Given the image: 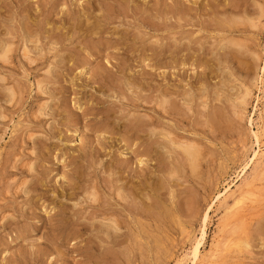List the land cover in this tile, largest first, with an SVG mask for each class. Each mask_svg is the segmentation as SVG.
Segmentation results:
<instances>
[{"label":"rangeland","instance_id":"1","mask_svg":"<svg viewBox=\"0 0 264 264\" xmlns=\"http://www.w3.org/2000/svg\"><path fill=\"white\" fill-rule=\"evenodd\" d=\"M175 1L0 0V26H2L0 27V38L8 36V32L11 30V34L16 36V39H13L14 44L17 45L9 61L7 63L0 62L2 65L0 66V77L3 78H0V264H189L190 252L199 238L204 224L206 234L202 243L204 248L200 247L203 252L200 251L201 256L208 258L213 256L214 264H264V69H262L264 63V0H219L218 10L215 11L218 16L216 20L220 19L222 22L233 20L239 27L238 32L234 31L231 34L227 29L215 27L216 24L214 25L213 20L211 22L213 10L209 4H206L207 0H193L195 2L183 0L187 1V3L184 2L185 5H192H189L191 8L188 9L189 11L187 10V14L189 13L191 17L187 14L179 16L177 13H173L174 16H172L171 11L167 13L164 3L172 4ZM87 2L90 5V11L92 10L89 20L96 16L105 20L101 21L102 24L104 23L105 29L101 30L100 34L89 36L88 33L82 32V29L77 32L76 28L75 32L70 23L77 14V9H82L83 3ZM120 5L124 7L121 6L122 8L119 9ZM108 7L110 16L105 12ZM60 9L71 14L70 20H61L65 19L67 15H64ZM122 9L123 11H120ZM148 12H151V15ZM141 16L158 23L160 31L149 29L148 24L142 23ZM158 16L160 17L158 18ZM245 17L254 20L256 26H252L248 20L239 22ZM43 18L44 20H42ZM107 19L109 20L107 21ZM201 20H205V24L201 25ZM160 21L163 22V25ZM198 21L200 23H196ZM25 23H30L31 28L37 26L33 28L34 36L36 34L38 37L36 43L29 42L24 36L25 31L20 29ZM96 30L100 29L95 28L94 31ZM51 33L54 36L47 37ZM124 33L125 35L128 33L129 39L134 35L141 36L143 34L145 37L149 35L152 39L149 38L148 41L155 39L156 36V38L164 40L160 41L163 45L161 48L164 49L158 48L154 57L151 56L150 50L143 52L140 41L137 40L136 46L133 47L134 49L132 48L133 51L129 49L127 53L122 45L116 43L117 37ZM188 33L192 37L199 38L197 43L190 45L189 52L185 48L179 52L172 51L174 46H168L166 40L174 39L175 36V39L179 41L183 39L182 42H187ZM43 34L44 36H42ZM57 34L61 41L58 39V44L55 45ZM64 37L67 40L64 41ZM231 38L248 45L242 50L236 45L227 44V40ZM201 41L204 42L203 46L206 49L199 46ZM182 42L181 46H183ZM89 43L96 50H92ZM35 44L39 47V51L33 50ZM24 48L27 49L25 54ZM55 49H59L57 51L59 53L55 52ZM48 51L50 52L48 53ZM42 52L45 54L43 58L41 57ZM117 53L119 56L116 55ZM26 54H30L29 56L34 61L30 62L25 56ZM39 54L41 55L39 56ZM59 54L62 56L60 57ZM177 54L180 55L177 56ZM59 57L61 63L58 62L60 61ZM54 58L57 59V63ZM192 58L193 60H191ZM129 63L130 66H127ZM102 64L107 68H103ZM120 64L126 74L119 72ZM50 68L53 73H47ZM141 70L148 71L150 76L141 78L142 75L137 73ZM203 72H206L205 78ZM109 76L111 77L108 78ZM129 86L130 88H128ZM245 86L251 88V93L248 95L249 99L247 97L241 106L238 103H240V95L244 92ZM11 88L15 90L13 98L9 93ZM240 92L241 94H239ZM166 95L174 96L172 98L175 99L176 110H180L178 113L166 111L167 105L162 104V98ZM206 102L207 104H205ZM233 106H238L236 107L239 108L238 111ZM171 113L172 115H169ZM210 114L218 116L214 121L216 123L209 120ZM145 124L151 126L147 127L148 130L151 128V135L150 131L147 132ZM126 131H129V134ZM162 131L163 134L160 133ZM172 131L177 134H172ZM178 134L179 137L176 136ZM255 134L258 136V142ZM149 135L150 137L156 135V138L149 140ZM172 135H174L173 138L170 137ZM121 136L123 139H120ZM261 136L263 137L261 138ZM129 137L131 138L129 139ZM134 139L137 142L140 140L141 143L143 141V143L137 144L133 141ZM174 139L186 143L194 142L199 147L200 154L195 170H189L191 168L182 155L177 157L182 152L177 147V142H172ZM158 140H161L162 143L157 144ZM149 142L154 143L155 146ZM258 143L259 151L262 153L256 160L251 161L249 158L253 156L256 147L258 149ZM141 148L145 150L142 151ZM140 150L145 153V156L144 153H140ZM175 150L179 152L177 153ZM150 152L151 154H149ZM262 156L263 158H261ZM142 158L143 160H141ZM247 162L249 163L246 164ZM174 168L181 171L177 170L178 175L176 173L175 176L174 173L171 176L170 172ZM72 173H75L77 178ZM70 177L72 178L70 179ZM119 177L121 178L119 179ZM68 178L71 182L68 181ZM72 179L76 183H73L75 181ZM89 181L90 185H88ZM129 182L131 183L128 184ZM66 183L70 185L66 186ZM159 183L161 186L163 185L160 186V191ZM244 183L247 184L244 185ZM86 185L89 186V189ZM93 186L94 190H97V198L99 197L95 201L91 199L90 195ZM133 186L141 191V197L143 194L145 195L143 197L145 202L148 201V198L153 201V203L150 200L147 202L152 207L146 216L138 213L133 206H129V208L132 207L135 210L131 208L132 210L129 211L128 206H124V208L120 201H116V187L117 189H123V187L131 189ZM228 186L231 189L226 193L228 194L226 198L218 197L217 194H220ZM106 192L107 194H105ZM136 192L138 193L137 190ZM149 192L156 193L157 197L151 193L153 197L151 198ZM242 192L246 194L245 202L231 215L227 214L226 206L231 205L230 201H233L236 194ZM84 193L88 198L84 196ZM102 194L105 195H103L104 198H102ZM108 197L114 200L111 201V198ZM59 203L60 206H63L62 208ZM92 203L95 204V207ZM87 204L88 206H86ZM96 206L100 209H97ZM110 208L112 211H108ZM90 210L93 211L91 214ZM101 210L107 211L104 213ZM133 211L137 212V215L135 213L133 215ZM206 212L207 217L203 221ZM111 213L113 214L111 215ZM114 214H117L118 217H115ZM104 216L110 217L109 221L103 218ZM122 216L126 217L125 222H122L124 220L121 219ZM101 219L103 220L101 221ZM112 219L117 220V224H120H115V220ZM105 226H108L107 230L110 229L109 233ZM102 228H105V231ZM95 231L99 232L100 236ZM227 233L231 234L230 237ZM129 245H132V248ZM111 251L112 253L115 251V254L118 253L113 256ZM213 258L211 257V259Z\"/></svg>","mask_w":264,"mask_h":264},{"label":"bare ground","instance_id":"2","mask_svg":"<svg viewBox=\"0 0 264 264\" xmlns=\"http://www.w3.org/2000/svg\"><path fill=\"white\" fill-rule=\"evenodd\" d=\"M43 1V0H42ZM47 1V0H46ZM88 1V0H87ZM175 1V0H174ZM193 1V0H192ZM191 1V2H192ZM45 2V1H44ZM43 2V3H44ZM156 2H158V0H156ZM185 1H183V0H176L175 2H173L172 4H169V3H164V8H165V11L168 13V11H171L172 12V14L173 13H177L179 16H184L185 14H187V10L188 9H190L191 7H189V5L190 4H188V5H185V3H187V1L184 3ZM193 2H195V1H193ZM40 3V2H39ZM111 3V2H110ZM109 3V4H110ZM154 3V2H153ZM47 4V3H46ZM108 4V5H109ZM112 4V3H111ZM206 4H209L210 5V8H212V10H213V15H212V17H211V22H212V20H213V23H214V25H215V27H221L222 29H227V31L228 32H230V34L231 33H233L234 31H237V29L239 28L238 26H237V24H236V22L235 21H233V20H231V21H225V22H222L220 19L219 20H216L217 18L216 17H218V16H216V13H215V11H216V9L218 10V4H219V0H207V3ZM237 4V3H236ZM44 6V5H43ZM61 6H63L62 4H61ZM80 6V5H79ZM83 8L82 9H80V10H78L77 9V14L76 13H74V14H76L74 17H73V20H72V22H70L71 24H72V26L74 27V31H75V28L77 29V32L78 31H80L81 29H82V32H85V33H88V35L90 36V35H93V34H100V32H102L101 30H103V29H105L104 28V23L102 24L101 23V21H105V20H103V18L101 19L100 18V16H96V17H94V18H91V19H94V20H89V18H90V16H89V14L90 13H92L91 11H90V9H89V7H90V5H89V3L87 2V3H83ZM111 6V5H110ZM122 5H120V7H119V9L120 8H122V7H124V6H122ZM190 6H192V5H190ZM206 6V5H205ZM208 6V5H207ZM45 7V6H44ZM104 7V6H103ZM103 7H102V9H103ZM107 7V6H106ZM117 7V6H116ZM157 7V6H156ZM225 7V6H224ZM81 8V7H80ZM111 8V7H110ZM153 8V7H152ZM164 8H163V10H164ZM112 9V8H111ZM225 9V8H224ZM246 9V8H245ZM61 10V12L65 15H67L66 17H65V19L64 18H62L61 20H63V21H68V20H70V15H69V12H67V13H65V11L63 10V9H60ZM104 10H105V8H104ZM104 10H103V12H104ZM118 10V9H117ZM126 10V9H125ZM124 10V11H125ZM149 10V9H148ZM157 10V9H156ZM155 10V11H156ZM158 10H159V8H158ZM262 10V9H261ZM120 11H123V9L122 10H120ZM147 11V10H146ZM189 11V10H188ZM260 11V10H259ZM48 12V11H47ZM105 12H107L108 14L107 15H109L110 16V14H109V12H110V9H109V7L108 8H106V10H105ZM114 12V11H113ZM117 12V11H116ZM170 12V13H171ZM101 13V12H100ZM112 13V12H111ZM119 13V12H118ZM144 13V12H143ZM149 13V12H148ZM163 13V12H162ZM169 13V14H170ZM190 13H191V11H190ZM219 13V12H218ZM221 13V12H220ZM49 15H50V13H48ZM53 14V13H52ZM62 14V15H63ZM102 14V13H101ZM117 14V13H116ZM150 15H151V12L149 13ZM46 15V14H45ZM95 15V14H94ZM120 15H121V13H120ZM153 15H154V13H153ZM187 15H189L190 16V14L188 13ZM192 15V14H191ZM261 15V14H260ZM117 16V15H116ZM115 16V17H116ZM122 16V15H121ZM144 16V15H143ZM172 16H174V14L172 15ZM196 16H197V14H196ZM26 17H27V15H26ZM46 17V16H45ZM47 17H52V16H47ZM64 17V16H63ZM92 17V16H91ZM153 17V16H152ZM156 17V16H155ZM160 16H158V18H159ZM186 17H188V16H186ZM191 17V16H190ZM29 18V17H28ZM36 18V17H35ZM111 18H113V17H111ZM185 18V17H184ZM189 18V17H188ZM209 18V17H208ZM15 19V18H14ZM27 18H25V20H26ZM50 19H52V18H50ZM116 19V18H115ZM153 19H155V18H153ZM190 19V18H189ZM229 19V18H228ZM29 20H31V19H29ZM42 20H44V18L42 19ZM49 20V19H48ZM47 20V21H48ZM109 19H107V21H108ZM141 20H142V23L143 24H148L149 26H150V28L149 29H154V31L156 30V32L159 30L160 31V26L158 25V23H155V22H153V21H151V20H149V18H145V17H142L141 16ZM157 20V19H156ZM191 20V19H190ZM193 20V19H192ZM244 20H248L250 23H251V25L252 26H256V23H255V21L253 20H250V18H247V17H245L244 19H241L239 22H242V21H244ZM14 21V20H13ZM27 21H28V19H27ZM163 21V20H162ZM162 21H160V22H162ZM186 21V20H185ZM0 22H1V20H0ZM3 22V21H2ZM21 22V21H20ZM46 22V21H45ZM164 22H165V20H164ZM189 22V21H188ZM188 22H185V23H188ZM195 22V21H194ZM194 22H191V23H194ZM12 23V22H11ZM24 23V22H23ZM32 23V22H31ZM67 23V22H66ZM107 23V22H106ZM110 23V22H109ZM108 23V24H109ZM142 23H141V25H142ZM178 23V22H177ZM196 23H200L199 21L198 22H196ZM208 23H210V22H208ZM68 24V23H67ZM145 24V25H146ZM166 24V23H165ZM203 24H205V20H201V25H203ZM212 24V23H211ZM260 24V23H259ZM4 25H5V22H4ZM3 25V26H4ZM44 25H45V23H44ZM50 25V24H49ZM61 25H63V24H61ZM140 25V26H141ZM148 25H147V27H148ZM162 25H163V22H162ZM20 26H22V25H20ZM66 26V25H65ZM200 26V25H199ZM207 26V25H206ZM0 27H2V26H0ZM34 27H37V26H34ZM33 27V28H34ZM45 27V26H44ZM52 27V26H51ZM54 27V26H53ZM63 27V26H62ZM67 27V26H66ZM33 28H31V25H30V23L29 24H27V23H25V24H23V26H22V28H20V29H23L24 31H25V37L27 38V40H29V42L31 41V43L32 42H35L36 43V41H38V37L36 36V34H35V36H34V31H33ZM47 28H49V27H47ZM59 28V27H58ZM61 28V27H60ZM71 28V27H70ZM97 29V28H99L100 30L98 31V30H96V31H94V29ZM143 28H144V26H143ZM142 28V29H143ZM204 28V27H203ZM202 28V29H203ZM208 28V27H207ZM36 29V28H35ZM52 29H54V28H52ZM62 29V28H61ZM60 29V30H61ZM148 29V28H147ZM151 29V30H152ZM0 30H1V28H0ZM65 30H66V28H65ZM107 30V29H106ZM196 30V29H195ZM201 30V29H200ZM211 30V29H210ZM11 31V30H10ZM8 32L9 33V35L8 36H4V37H1L0 39V62L2 63V62H4V63H7L8 61H9V59L13 56L12 55V52L14 51V49H16L15 48V46H17V45H15L14 44V39L13 38H15L16 36H14V35H12L11 33L12 32ZM38 31V30H37ZM42 31H43V29H42ZM48 31V30H47ZM108 31V30H107ZM117 31H118V29H117ZM121 31V30H120ZM187 31V30H186ZM190 31V30H189ZM225 31V30H224ZM224 31H222V33L224 32ZM240 31V30H239ZM3 32V31H2ZM5 32H7V31H5ZM4 32V33H5ZM44 32H46L45 30H44ZM76 32V31H75ZM122 32V31H121ZM130 32V31H129ZM151 32V31H150ZM155 32V33H156ZM184 32V31H183ZM188 32V31H187ZM186 32V33H187ZM192 32V31H191ZM200 32V31H199ZM198 32V33H199ZM221 32V31H220ZM238 32V31H237ZM14 33H16V32H14ZM13 33V34H14ZM18 33V32H17ZM40 33V32H39ZM42 33V32H41ZM54 34H55V32H53ZM53 33H51V34H49V35H47V37L49 36H54L53 35ZM57 33V32H56ZM62 33V32H61ZM64 33V32H63ZM73 33V32H72ZM114 33V32H113ZM158 33H160V32H158ZM190 33V32H189ZM187 34L188 35V41L187 42H182L183 41V39H182V41H179V40H177V39H175L176 37L174 36V39L172 38L171 40H173V41H171V40H169V39H165L166 40V42L168 43V46H170V45H173L174 46V48L173 47H171V48H173L172 49V51H180L181 49H183V48H185L187 51L190 49V45L192 44V43H197V41L199 40V38H195V37H192V36H190V34ZM196 33V32H195ZM225 33V32H224ZM20 34V33H19ZM102 34V33H101ZM119 34V33H118ZM128 33H126V35H125V33L124 34H122V35H120V36H118L117 37V40H116V43H119L120 45H122L123 46V48H124V50L127 52L129 49H132L133 47H135L136 46V42H137V40H139L140 41V46H141V50L144 52V51H146V50H150L151 51V56L153 55L154 56V54L156 55V51H157V49L158 48H160V49H164V48H161V47H163V45H162V43L161 42H163L162 40H161V38H156V36H155V39L153 38V40H151V41H148V40H150V39H152V37L150 38V36L148 35V37H145V36H143V34H141V36H137V35H134L131 39H129V37H128V35H127ZM135 34H137V33H135ZM152 34V33H151ZM157 34V33H156ZM163 34V33H162ZM167 34V33H166ZM226 34V33H225ZM16 35V34H15ZM45 35V36H46ZM56 35V34H55ZM65 35V34H64ZM63 35V36H64ZM80 35V34H79ZM111 35V34H110ZM173 35H176V34H173ZM178 35V34H177ZM212 35H214V34H212ZM223 35V34H222ZM229 35V34H228ZM2 36V35H1ZM42 36H44V34L42 35ZM101 36V35H100ZM178 36H180V35H178ZM219 36H221V35H219ZM224 36V35H223ZM33 37H35V38H33ZM41 37V36H40ZM46 37V38H47ZM67 37V36H66ZM71 37H72V35H71ZM116 37V36H115ZM225 37V36H224ZM56 38V40H55V45L56 44H58V39H59V41H61L60 39V36L57 34V36L55 37ZM65 38V37H64ZM63 38V39H64ZM150 38V39H149ZM168 38H170L169 36H168ZM16 39V38H15ZM52 39V38H51ZM70 39V38H69ZM187 39V38H186ZM23 40V39H22ZM27 40H25V41H27ZM65 40H67L66 38L64 39V41ZM72 40V39H71ZM76 40V39H75ZM103 40V39H102ZM115 40V39H114ZM220 40V39H219ZM49 41H50V39H49ZM63 41V40H62ZM161 41V42H160ZM28 42V41H27ZM46 42V41H45ZM78 42V41H77ZM92 42V41H91ZM104 42H105V40H104ZM181 42L183 43V46H181L182 44H181ZM224 42V41H223ZM227 44H232V45H236L237 47H239V48H244L245 49V47L248 45H245L242 41H240V40H234L233 38H231V39H228L227 40ZM16 43V42H15ZM41 43V42H40ZM52 43V42H51ZM54 43L52 44V47H53V45H54ZM60 43V42H59ZM203 43L204 42H200V47L201 48H205L206 49V47L205 46H203ZM111 44H112V42H111ZM166 44V43H165ZM227 44H225V45H227ZM89 45H90V43H89ZM101 45V44H100ZM99 45V46H100ZM112 45H114V44H112ZM139 45V44H138ZM65 46V45H64ZM91 47L93 46V45H90ZM89 46V47H90ZM106 46V45H105ZM217 46V45H216ZM228 46V45H227ZM25 47V46H24ZM52 47H49V49L51 48L52 49ZM56 47V46H55ZM103 47V46H102ZM109 47V46H108ZM26 48V47H25ZM23 49L24 50V54L27 52V49ZM48 48V47H47ZM95 48V47H94ZM93 47H92V50H96V48L94 49ZM104 48H106V47H104ZM104 48H103V50H104ZM138 48V47H137ZM169 48V47H168ZM168 48H166V49H168ZM211 48V47H210ZM229 48V47H228ZM32 49V48H31ZM59 49H61L60 47H59ZM58 49V50H59ZM100 49H102V48H100ZM108 49V48H107ZM119 49V48H118ZM121 49H122V47H121ZM134 49V48H133ZM133 49H132V51H133ZM136 49V48H135ZM159 49V50H160ZM184 49V50H185ZM219 49V48H218ZM240 49V50H241ZM33 50H38L39 51V47L35 44V45H33ZM56 50V49H55ZM58 50H56L55 52H57ZM86 50V49H85ZM106 50V49H105ZM124 50H122V51H124ZM161 50V51H162ZM169 50V49H168ZM243 50V49H242ZM247 50V49H246ZM60 51H62V50H60ZM106 51H108V50H106ZM117 51V50H116ZM115 51V52H116ZM119 51V50H118ZM117 51V52H118ZM147 51V52H148ZM183 51V50H182ZM33 52V51H32ZM50 51H48V53H49ZM53 52V51H52ZM87 52V51H86ZM112 52V51H111ZM131 52V51H130ZM189 52V51H188ZM198 52V51H197ZM237 52V51H236ZM35 53V52H34ZM38 53V52H37ZM57 53H59V52H57ZM71 53V52H70ZM108 53V52H107ZM124 53V52H123ZM128 53V52H127ZM150 53V52H149ZM238 53H240L239 52V50H238ZM23 54V53H22ZM62 55H63V53H61ZM119 54H120V52H119ZM131 54V53H130ZM134 54H136V53H134ZM164 54V53H163ZM171 54H172V52H171ZM183 54V53H182ZM187 54V53H186ZM199 54H200V52H199ZM202 54H203V52H202ZM233 54H235V53H233ZM30 55V54H29ZM29 55H25L26 57H27V59H29L30 60V62H32V61H34V59L33 58H31ZM41 54H39V56H40ZM48 55H50V54H48ZM56 55V54H55ZM60 55V54H59ZM62 55H60V57L62 56ZM117 56H119L118 55V53L116 54ZM125 55V54H124ZM127 55V54H126ZM144 55V54H143ZM158 55V54H157ZM178 55H180V54H177V56ZM185 55V54H184ZM184 55H182V56H184ZM190 55H191V53H190ZM197 55V54H196ZM201 55V54H200ZM199 55V56H200ZM204 55V54H203ZM238 55V54H237ZM237 55H235V56H237ZM45 56V54L42 52V55H41V57L43 58ZM66 56H68V55H66ZM72 56V55H71ZM112 56V55H111ZM128 56V55H127ZM142 56V55H141ZM145 56V55H144ZM164 56H165V54H164ZM242 56V55H241ZM25 57V58H26ZM40 57V58H41ZM49 57V56H48ZM58 57V56H57ZM59 57V58H60ZM64 58H65V56H63ZM121 57V56H120ZM130 57V56H129ZM155 57V56H154ZM190 57V56H189ZM240 57V56H239ZM69 58V57H68ZM111 58H113V57H111ZM144 58H146V57H144ZM208 58V57H207ZM66 59V58H65ZM65 59H63V60H65ZM122 59V58H121ZM124 59H126V58H124ZM123 59V61H125ZM132 59H133V55H132ZM157 59V58H156ZM156 59H154V60H156ZM172 59V58H171ZM179 59V58H178ZM181 59V58H180ZM183 59H184V57H183ZM188 59V58H187ZM197 59H200V58H197ZM54 60H55V58H54ZM53 60V61H54ZM107 60H109V59H107ZM115 60H116V58H115ZM140 60V59H139ZM149 60V59H148ZM151 60V59H150ZM167 60V59H166ZM177 60V59H176ZM182 60V59H181ZM186 60V59H185ZM189 60V59H188ZM191 60H193V58L191 59ZM201 60V59H200ZM203 60H205V59H203ZM242 60V59H241ZM48 61V60H47ZM56 62L55 63H57V59L55 60ZM129 61V60H128ZM145 61V60H144ZM152 62H153V60H151ZM150 61V62H151ZM169 61V60H168ZM171 61V60H170ZM195 61V60H194ZM207 61V60H206ZM10 62H12V61H10ZM59 63H61L62 61H61V58H60V61H58ZM64 62V61H63ZM115 62V61H114ZM118 62H120V61H118ZM127 62V61H126ZM130 62V61H129ZM143 62V61H142ZM182 62V61H181ZM188 62V61H187ZM39 63V62H38ZM116 63V62H115ZM122 63V62H121ZM141 63V62H140ZM166 63V62H165ZM169 63H171V62H169ZM206 63V62H205ZM243 63V62H242ZM245 63H247V62H245ZM50 64H51V62H50ZM100 64V63H99ZM108 64H110V63H108ZM127 64V63H126ZM150 64V63H149ZM153 64V63H152ZM183 64V63H182ZM118 65H119V63H118ZM118 65H116V66H118ZM124 65V64H123ZM162 65V64H161ZM190 65H191V63H190ZM195 65H196V63H195ZM207 65V64H206ZM243 65V64H242ZM244 65H246L247 66V64H244ZM249 65H250V63H249ZM0 66H2L1 64H0ZM54 66V65H53ZM52 66V67H53ZM58 66V65H57ZM60 66V65H59ZM58 66V67H59ZM101 66V65H100ZM108 66V65H107ZM120 70H119V72H121V73H125L124 72V70H123V67H122V65L120 64ZM126 66V65H125ZM127 66H130V63H129V65H127ZM201 66V65H200ZM102 67L103 68H107L106 67V65H104V64H102ZM110 67V66H109ZM112 67H113V65H112ZM207 67V66H206ZM210 67V66H209ZM55 68H57V67H55ZM101 68V67H100ZM116 68H118V67H116ZM131 68H133V67H131ZM208 68V67H207ZM207 68H205V69H207ZM54 69V68H53ZM52 69V70H53ZM110 69V68H109ZM112 69V68H111ZM154 69V68H153ZM205 69H204V71H205ZM209 69H212V68H209ZM262 69H264V63H263V68ZM100 70H102V69H100ZM105 70V69H104ZM103 70V71H104ZM138 70V69H137ZM213 70V69H212ZM56 71H57V69H56ZM102 71V72H103ZM110 71H112V70H110ZM130 71V70H129ZM98 72V71H97ZM107 72V71H106ZM105 72V73H106ZM109 72V71H108ZM115 72H117V71H115ZM119 72H118V75H119ZM160 72V71H159ZM209 72V71H208ZM47 73H53V71H51V68L50 69H48L47 70ZM112 73V72H111ZM113 73H114V71H113ZM137 73H139L140 75H142L141 76V78L142 77H145V76H148L150 73L148 72V71H145V70H141L140 72H137ZM136 73V74H137ZM162 73V72H161ZM213 73V72H212ZM108 74V73H107ZM126 74V73H125ZM131 74V73H130ZM158 74V73H157ZM163 74V73H162ZM206 74V72H203V76ZM214 74V73H213ZM212 74V75H213ZM215 74H217V73H215ZM53 75V74H52ZM109 75V74H108ZM152 75H154V74H152ZM161 75V74H160ZM219 75H220V73H219ZM264 75V74H263ZM88 76V75H87ZM99 76H101V75H99ZM124 76V75H123ZM131 76V75H130ZM150 76V75H149ZM162 76V75H161ZM211 76V75H210ZM46 77H48V76H46ZM53 77H55V76H53ZM111 76H109L108 78H110ZM201 77V76H200ZM206 77V75L204 76V78ZM1 79H3L2 77H0ZM5 78V77H4ZM56 78V77H55ZM72 78V77H71ZM102 77H100V79H101ZM107 78V80H109ZM112 78H114V77H112ZM111 78V79H112ZM140 78V77H139ZM148 78V77H147ZM146 78V79H147ZM203 78V77H202ZM261 78V77H260ZM103 79V78H102ZM118 79V78H117ZM6 80H7V78H6ZM104 80V79H103ZM129 80H130V78H129ZM132 80V79H131ZM206 80V79H205ZM45 81V80H44ZM122 81V80H121ZM144 81V80H143ZM165 81V80H164ZM46 82V81H45ZM146 82H148V81H146ZM39 83V82H38ZM43 83V82H42ZM113 84H114V82H112ZM130 83H132V82H130ZM163 83V82H162ZM225 83V82H224ZM261 83H263V82H261ZM149 84V83H148ZM14 85H16V84H14ZM37 85V84H36ZM40 85H42V84H40ZM118 85V84H117ZM131 85V84H130ZM151 85V84H150ZM155 85V84H154ZM264 85V84H263ZM18 86V85H17ZM43 87H44V85H42ZM46 86H47V84H46ZM161 86V85H160ZM42 87V88H43ZM47 87H49V85L47 86ZM149 87V86H148ZM221 87V86H220ZM246 87V86H245ZM244 87V88H245ZM262 87V86H261ZM128 88H130V86L128 87ZM152 88V87H151ZM161 88H162V86H161ZM164 88H165V86H164ZM168 88V87H167ZM166 88V89H167ZM174 88V87H173ZM9 89V88H8ZM17 90L16 91H18V88H16ZM41 89V88H40ZM120 90H123V89H121V88H119ZM153 89H154V87H153ZM152 89V90H153ZM157 89V88H156ZM172 89V88H171ZM170 89V90H171ZM251 89V88H250ZM249 88H248V86L245 88V90H244V92L241 94V92L239 93V94H241L240 95V103H238L239 105H241V103H245V99H247V97H248V99H249V96L248 95H250V90ZM44 90V89H43ZM49 90V89H48ZM119 90V91H120ZM155 90V89H154ZM159 90V89H158ZM165 90V89H164ZM173 90V89H172ZM263 90H264V88H263ZM15 90H12V88L9 90V93H10V95H11V98H13V96L15 95V92H14ZM160 91V90H159ZM163 91V90H162ZM168 91V90H167ZM187 91V90H186ZM261 91V90H260ZM118 92V91H117ZM172 92V91H171ZM170 92V93H171ZM218 92V91H217ZM50 93V92H49ZM190 93V92H189ZM264 93V92H263ZM166 94H168V93H166ZM227 94V93H226ZM16 95H17V93H16ZM122 95V94H121ZM141 95V94H140ZM165 95V94H164ZM168 95H170V94H168ZM238 95V94H237ZM263 95V94H262ZM155 96V95H154ZM176 96V95H175ZM190 96V95H189ZM188 96V97H189ZM172 97H174V96H167L166 95V97H163L162 98V104H164L165 106L167 105V107L168 108H166V111H175L176 113H178L179 111H177L176 110V104L174 103V98H172ZM191 97V96H190ZM189 97V98H190ZM193 97V96H192ZM263 97H264V95H263ZM262 97V98H263ZM16 98V97H15ZM176 98V97H175ZM5 99H6V97H5ZM8 99V98H7ZM127 99V98H126ZM134 99V98H133ZM219 99V98H218ZM227 99H228V97H227ZM261 99V98H260ZM132 100V99H131ZM148 100V99H147ZM155 100V99H154ZM180 100V99H179ZM183 100V99H182ZM203 100H205V99H203ZM264 100V99H263ZM6 101V100H5ZM158 101H160V100H158ZM261 102V101H260ZM188 103V102H187ZM203 103V102H202ZM257 103H258V101H257ZM81 104V103H80ZM205 104H207V102L205 103ZM235 104V103H234ZM42 105V104H41ZM47 105V104H46ZM86 105V104H85ZM184 105V104H183ZM183 105H181V106H183ZM263 105V104H262ZM180 106V105H179ZM204 106V105H203ZM202 106V107H203ZM206 106V105H205ZM216 106V105H215ZM242 106V105H241ZM260 106V105H259ZM129 107V106H128ZM135 107V106H134ZM156 107H158V106H156ZM160 108H161V105L159 106ZM164 107V106H163ZM184 107V106H183ZM236 107H238V106H233V108L235 109ZM165 108V107H164ZM178 108H180V107H178ZM182 108V107H181ZM189 108V107H188ZM243 108V107H242ZM42 109V108H41ZM107 109V108H106ZM130 109V108H129ZM163 109V108H162ZM184 109V108H183ZM183 109H182V112H183ZM239 109V108H238ZM238 109L236 108V111H238ZM89 110V109H88ZM134 110V109H133ZM159 110H161V109H159ZM189 110V109H188ZM108 111V110H107ZM186 111V110H185ZM198 111V110H197ZM133 112V111H132ZM134 112H135V110H134ZM133 112V113H134ZM160 112V111H159ZM235 112V111H234ZM240 112V111H239ZM104 113H105V110H104ZM161 113H162V111H161ZM187 113V112H186ZM185 113V114H186ZM43 114V113H42ZM95 114V113H94ZM107 114V113H106ZM136 114H137V112H136ZM148 114V113H147ZM174 114V113H173ZM185 114H184V116H185ZM208 114V113H207ZM222 114V113H221ZM127 115H129L128 113H127ZM140 115V114H139ZM169 115H172V113L171 114H169ZM178 115V114H177ZM211 115V114H210ZM219 115H220V112H219ZM34 116H35V114H34ZM114 116V115H113ZM201 116V115H200ZM1 117V116H0ZM136 117V116H135ZM135 117H133V118H135ZM139 117V116H138ZM137 117V118H138ZM148 118H149V116H147ZM173 117V116H172ZM226 117V116H225ZM259 117V116H258ZM128 118H129V116H128ZM171 118V117H170ZM198 118V117H197ZM218 118V116L216 117L215 116V114H213V115H211V117H210V121L213 123L214 121H216V119ZM140 119V118H139ZM141 119H143V118H141ZM150 119V118H149ZM152 119H154V118H152ZM173 119V118H172ZM176 118H174L173 120H175ZM186 119V118H185ZM230 119V118H229ZM128 120V119H127ZM134 120V119H133ZM136 120H138V119H136ZM148 120V119H147ZM207 120V119H206ZM132 121V120H131ZM141 121V120H140ZM154 122H155V120H153ZM158 121V120H157ZM134 122V121H133ZM177 122V121H176ZM196 122V121H195ZM202 122H203V120H202ZM205 123H209V122H205ZM205 123H202V124H205ZM214 123H216V122H214ZM259 123V125H260V122H258ZM130 124V123H129ZM132 124V123H131ZM151 124H153L152 122H151ZM155 124V123H154ZM207 125V124H206ZM103 126V125H102ZM140 126V125H139ZM145 128H147L148 126L149 127H151L149 124H148V126L145 124ZM157 126V125H156ZM160 126V125H159ZM179 126V125H178ZM255 126V125H254ZM261 126V125H260ZM136 127V126H135ZM143 127H144V125H143ZM155 127V126H154ZM210 127V126H209ZM259 127V126H258ZM101 128V127H100ZM159 128V127H158ZM170 128V127H169ZM178 129H179V127H177ZM264 128V127H263ZM150 130H148V128H147V132L148 131H150V135H151V128H149ZM156 129V128H155ZM172 129V128H171ZM94 130V129H93ZM136 130V129H135ZM138 130V129H137ZM144 130V129H143ZM164 131H165V129H163ZM256 130V129H255ZM258 130H259V128H258ZM58 131V130H57ZM155 131V130H154ZM177 131V130H176ZM179 131V130H178ZM105 132V131H104ZM127 132V131H126ZM125 132V133H126ZM129 132V131H128ZM127 132V133H128ZM133 132H135V131H133ZM137 132V131H136ZM157 132V131H156ZM166 133H167V131H165ZM175 131H172V134H177V133H174ZM256 132V131H255ZM101 133H103V132H101ZM126 133V134H127ZM140 133V132H139ZM154 133V132H153ZM159 133V132H158ZM160 133H164L163 131L162 132H160ZM165 133V134H166ZM253 133V132H252ZM259 133V132H258ZM124 134V133H123ZM129 134V133H128ZM141 134V133H140ZM143 134V133H142ZM181 134V133H180ZM256 134H257V132H256ZM255 134V135H256ZM122 135V134H121ZM150 135L148 136V138H149V140H150V138H154L155 136L153 135V137H150ZM170 135H171V133H170ZM174 135H172V136H170V137H174ZM261 135H262V133H261ZM123 136V135H122ZM121 136V138L120 139H123V137ZM165 136H167V135H165ZM164 136V137H165ZM177 137H179V134L178 135H176ZM183 136H184V134H183ZM182 136V137H183ZM109 137H113V136H109ZM126 137V135L124 136V138ZM138 137V136H137ZM263 136H261V138H262ZM131 137H129V139H130ZM134 138H136V137H134ZM143 138V137H142ZM144 138H145V136H144ZM156 138V137H155ZM166 138H168V137H166ZM252 138V137H251ZM253 138H255V137H253ZM260 138V139H261ZM133 139V138H132ZM131 139V140H132ZM157 139H159L158 137H157ZM177 139V138H176ZM176 139H174V141L172 140V142H174V143H176V145H177V147L179 148V149H181V152H182V154H180L179 153V155H177V157L179 156L180 157V155H182L183 157H184V159L188 162V165L190 166V168L191 169H189V170H195L196 169V167H197V159L199 158L198 156H199V154H200V149H199V147L198 146H196V144L193 142V143H189V141H188V143H186L185 141H178V140H176ZM180 139V138H179ZM184 139H186L185 137H184ZM188 139V138H187ZM257 139V140H256ZM256 141L258 142V136L256 135ZM130 140V141H131ZM139 140V139H138ZM141 140H144V139H141ZM156 140V139H155ZM168 140H169V138H168ZM180 140H182V139H180ZM133 141H135V139L133 140ZM146 141V140H145ZM166 141V140H165ZM170 141V140H169ZM176 141V142H175ZM193 141V140H192ZM252 141V140H251ZM261 141V140H260ZM121 142V141H120ZM137 144H139V143H141L140 142V140H139V142H137V141H135ZM134 142V143H135ZM152 142H153V139H152ZM156 142H158L157 144H159L160 142H161V140H158V141H156ZM126 143V142H125ZM135 143V144H136ZM142 143H143V141H142ZM141 143V144H142ZM145 143H147V141L145 142ZM149 143H151V142H149ZM162 143V142H161ZM165 143V142H164ZM260 143V142H259ZM259 143H258V149H257V147H256V150H254V152H253V156L251 157V158H249L251 161H254V160H256L260 155H261V153H262V151H261V153H260V151H259ZM154 145V143H151V145ZM156 144V145H157ZM167 144V143H166ZM169 144H170V142H169ZM172 144V143H171ZM254 144H255V142H254ZM127 145V144H126ZM165 145V144H164ZM163 145V146H164ZM175 145V146H176ZM250 145V144H249ZM148 146H149V144H148ZM155 146V145H154ZM153 146V147H154ZM172 146H173V144H172ZM174 146V147H175ZM261 146V145H260ZM202 147V146H201ZM253 147V146H252ZM264 147V146H263ZM77 148V147H76ZM144 148V147H143ZM150 148V147H149ZM158 148V147H157ZM156 148V149H157ZM173 148V147H172ZM176 148V147H175ZM142 149V148H141ZM156 149H154V150H156ZM250 149V148H249ZM145 150V149H144ZM143 149H142V151H144ZM148 150V149H147ZM158 150H160V149H158ZM158 150H157V152H158ZM170 150H171V148H170ZM247 150H248V148H247ZM138 151V150H137ZM150 151V150H149ZM161 151V150H160ZM173 151V150H172ZM172 151H171V153H172ZM175 151H177V150H175ZM97 152V151H96ZM179 151H177V153H178ZM244 152H245V150H244ZM140 153L142 154V153H144V152H141V150H140ZM160 153V152H159ZM162 153V152H161ZM160 153V154H161ZM245 153H247V152H245ZM245 153H244V155H245ZM148 154V153H147ZM146 154V155H147ZM149 154H151V152L149 153ZM175 154V153H174ZM144 156H145V153L143 154ZM159 155V154H158ZM142 156V155H141ZM148 156H150V155H148ZM160 157V156H159ZM174 157H175V155H174ZM176 157V158H177ZM140 158V157H139ZM152 158V157H151ZM153 158H155V157H153ZM152 158V159H153ZM175 158V159H176ZM261 158H263V156L261 157ZM145 159V158H144ZM156 159V158H155ZM244 159V158H243ZM246 159V158H245ZM244 159V160H245ZM260 159V158H259ZM31 160V159H30ZM141 160H143V158L141 159ZM159 160H162V159H159ZM178 160V159H177ZM176 160V161H177ZM179 161H180V158H179ZM141 162V161H140ZM150 162V161H149ZM158 162V161H157ZM160 162V161H159ZM158 162V163H159ZM182 162V161H181ZM180 162V163H181ZM243 162V161H242ZM161 163V162H160ZM169 163V162H168ZM176 163V162H175ZM186 163V162H185ZM185 163H184V165H185ZM249 162H247L246 164H248ZM33 164V163H32ZM32 164H31V166H32ZM35 164V163H34ZM120 164H121V162H120ZM177 164H179V163H177ZM183 164V163H182ZM187 164V163H186ZM243 164H245V163H243ZM245 164V165H246ZM258 164V163H257ZM144 165V164H143ZM180 165V164H179ZM183 165V166H184ZM34 167L36 166V165H33ZM79 166V165H78ZM159 166V165H158ZM182 166V167H183ZM188 166V167H189ZM247 167H249V166H247ZM251 167V166H250ZM255 167V166H254ZM262 167V166H261ZM76 168V167H75ZM122 168V167H121ZM170 168H171V166H170ZM253 168V167H252ZM247 169V168H246ZM255 169V168H254ZM254 169H253V171H254ZM79 170H80V167H79ZM78 170V171H79ZM143 170V169H142ZM177 170L178 169H173L170 173H171V176L172 175H174V173H175V176H176V173H177V175H178V172H177ZM182 170H183V168H182ZM257 170V169H256ZM94 171V170H93ZM178 171H181V170H178ZM240 171H242V170H240ZM251 171V170H250ZM82 172V171H81ZM80 172V173H81ZM102 172V171H101ZM245 172V171H244ZM120 173H122V172H120ZM144 173V172H143ZM162 173V172H161ZM74 176L76 175L75 173H72ZM141 173H139V175H140ZM163 174V173H162ZM180 174H181V172H180ZM241 174V173H240ZM88 175V174H87ZM119 175H121V174H119ZM138 175V176H139ZM142 175V174H141ZM254 175H255V173H254ZM259 175V174H258ZM257 175V176H258ZM77 176H78V174H77ZM81 176H82V174H81ZM90 176V175H89ZM102 176V175H101ZM112 176V175H111ZM144 176V175H143ZM238 176V175H237ZM239 176H241V175H239ZM76 177V176H75ZM80 177V176H79ZM78 177V178H79ZM109 177V176H108ZM107 177V178H108ZM126 177V176H125ZM145 177V176H144ZM147 177V176H146ZM247 177H248V175H247ZM64 178V177H63ZM72 177H70V179H71ZM77 178V177H76ZM83 178V177H82ZM101 178H103V177H101ZM118 178V177H117ZM121 177H119V179H120ZM133 178V177H132ZM138 178V177H137ZM142 178V177H141ZM168 178V177H167ZM166 178V179H167ZM236 178V177H235ZM238 178V177H237ZM69 178H68V181L70 180ZM90 179V178H89ZM116 179V178H115ZM115 179H113V180H115ZM123 179V178H122ZM169 179V178H168ZM262 179V178H261ZM264 179V178H263ZM73 180V179H72ZM77 180V179H76ZM79 180H81V179H79ZM78 180V181H79ZM103 180H105V179H103ZM107 180H109V178L107 179ZM112 180V181H113ZM124 180V179H123ZM129 180V179H128ZM136 180V179H135ZM142 180H144V179H142ZM147 180V179H146ZM238 180V179H237ZM254 180H255V178H254ZM73 181H75V180H73ZM92 181V180H91ZM100 181V180H99ZM117 181V180H116ZM119 181H121V180H119ZM126 181V180H125ZM168 181V180H167ZM70 182H71V180H70ZM69 182V183H70ZM93 183H94V181H92ZM101 182V181H100ZM115 182V181H114ZM128 182V181H127ZM135 182H137V181H135ZM140 182V181H139ZM145 182V181H144ZM230 182V181H229ZM21 183V182H20ZM73 183H76V181L75 182H73ZM98 183V182H97ZM102 183V182H101ZM106 183V182H105ZM108 183V182H107ZM121 183V182H120ZM131 182H129L128 184H130ZM143 183V182H142ZM232 183V182H231ZM252 183V182H251ZM67 184L68 183H66V186H67ZM78 184V183H77ZM84 184H86V183H84ZM109 184H110V182H109ZM144 184V183H143ZM146 184V183H145ZM157 184V183H156ZM240 184V183H239ZM245 184H247V183H244V185ZM68 185H70V184H68ZM80 185H81V183H80ZM88 185H90V181H89V183H88ZM91 185H93L92 183H91ZM104 183H103V187H104ZM115 185V183L113 184V186ZM118 185H120V184H118ZM118 185H116L117 187H118ZM133 185V184H132ZM226 185H228V184H226ZM110 187H111V185H109ZM127 186V185H126ZM126 186H124V187H126ZM160 183H159V186H158V188H159V191H160ZM163 186V185H162ZM161 186V187H162ZM238 186V185H237ZM76 187V186H75ZM75 187H73V188H75ZM84 187V186H83ZM86 187H87V185H86ZM89 187V186H88ZM87 187V188H88ZM107 187V189H108V186H106ZM117 187H116V190H117V192H116V201L117 202H119L120 201V203H122V205H123V207L125 206V207H127L128 206V208L127 209H129V211H130V209L132 208H129V206H133L136 210H137V212L138 213H142L143 215H147V213L151 210V205L149 204V203H147L149 200H150V198H148V201L147 202H145V199H143V197L145 196L144 194H143V196L141 197V191L139 190V189H136V188H134V186L133 187H131V189L129 188H125L124 189V187H123V189H117ZM120 187V186H119ZM122 187V186H121ZM145 187V186H144ZM151 187H152V185H151ZM153 187H155V186H153ZM242 187V186H241ZM6 188V187H5ZM80 188V187H79ZM99 188V187H98ZM105 188V187H104ZM114 188V187H113ZM137 188H139V187H137ZM237 188V187H236ZM69 189H71V188H69ZM76 189V188H75ZM84 189H85V187H84ZM89 189V188H88ZM87 189V190H88ZM100 189H101V187H100ZM107 189H105V190H107ZM111 189V188H110ZM109 189V190H110ZM115 189V188H114ZM142 189V188H141ZM231 189V187L230 186H228V187H226L225 189H224V191H222L220 194H217L218 195V197H220V196H223V197H225L226 198V196L228 195V194H226L229 190ZM238 189V188H237ZM74 190V189H73ZM86 190V191H87ZM115 190V191H116ZM136 190L138 191V193L140 194H138L137 192H136ZM151 190V189H150ZM156 190V189H155ZM96 191L97 190H94V186H93V190H91V192H90V195H91V199L92 200H96V199H99V197L97 198V195L98 194H96ZM103 191V190H102ZM113 191V190H112ZM111 191V192H112ZM149 191V190H148ZM152 191V190H151ZM162 191V190H161ZM71 192H73V191H71ZM75 192V191H74ZM88 192V191H87ZM107 192H108V190H107ZM107 192L105 193V194H107ZM144 192V191H143ZM154 192V191H153ZM158 192V191H157ZM233 192V191H232ZM69 193V192H68ZM150 193V192H149ZM152 193V192H151ZM151 193L149 194V195H151ZM159 193V192H158ZM219 193V192H218ZM63 194V193H62ZM85 194V193H84ZM156 194V193H155ZM155 194H153L152 193V195H154L155 196ZM64 195V194H63ZM68 195H70V194H68ZM72 195H73V193H72ZM71 195V196H72ZM104 194H102V196H103ZM114 195V194H113ZM152 195H151V198H153L152 197ZM85 197H87L86 196V194L84 195ZM102 196H100V197H102ZM105 196V195H104ZM104 196L102 197V198H104ZM107 196V195H106ZM112 196V195H111ZM231 196V195H230ZM70 197V196H69ZM84 197V198H85ZM146 197H147V195H146ZM145 197V198H146ZM155 197H157V196H155ZM155 197H154V199H155ZM158 197H159V194H158ZM88 198V197H87ZM108 198H111V197H108ZM222 198V197H221ZM245 198H246V194L244 193V192H242V193H239V194H236V196L234 197V199H233V201H232V203H231V201H230V204L231 205H228V206H226V212H227V214H232L235 210H237L238 208H240L241 206H242V204L245 202ZM83 199V198H82ZM107 199V198H106ZM105 199V201H107ZM157 199V198H156ZM159 199V198H158ZM86 200V199H85ZM84 200V201H85ZM89 200V199H88ZM91 200V201H92ZM102 200V199H101ZM114 199H112L111 198V201H113ZM87 201V200H86ZM109 201V200H108ZM110 201V202H111ZM151 201V200H150ZM149 201V202H150ZM226 201H228V200H226ZM87 202H90V201H87ZM93 202V201H92ZM100 202V201H99ZM152 203H153V201H151ZM160 202V200L158 201V203ZM77 203H79V202H77ZM77 203H74V204H77ZM98 203V202H97ZM155 204H157L156 202H154ZM63 204V203H62ZM93 204V203H92ZM111 204V203H110ZM89 205H91V204H89ZM94 205V207H95V204H93ZM101 205V204H100ZM112 205V204H111ZM152 205H154V204H152ZM160 206H161V203L159 204ZM54 206V205H53ZM59 206H60V203H59ZM79 206V205H78ZM86 206H88V204L86 205ZM98 206V205H97ZM96 206V207H97ZM117 206H119V205H117ZM117 206H115V207H117ZM215 206V205H214ZM61 208L63 207L62 205L60 206ZM65 207V206H64ZM90 207V206H89ZM108 207V206H107ZM109 207H113V206H109ZM124 207V208H125ZM149 207V208H148ZM154 207V206H153ZM159 207V206H158ZM157 207V208H158ZM59 208V207H58ZM57 208V209H58ZM60 208V209H61ZM99 207H97V209H98ZM106 208V207H105ZM114 208V207H113ZM122 208V207H121ZM120 208V209H121ZM134 208H132V209H134ZM147 208H148V210H147ZM165 208V207H164ZM93 209V208H92ZM100 209V208H99ZM108 209V208H107ZM119 209V210H120ZM131 209V210H132ZM134 209V210H135ZM82 210V209H81ZM93 210H95V209H93ZM153 210V209H152ZM159 210V209H158ZM223 210V209H222ZM63 211V210H62ZM64 211H65V208H64ZM92 210H90L89 212H90V214L93 212H91ZM99 211V210H98ZM101 211H103V210H101ZM104 211H107V210H104ZM103 211V212H104ZM108 211H112V209L110 208V210H108ZM117 211V210H116ZM125 211V210H124ZM126 212V211H125ZM137 212L135 213L134 211H133V213L132 212H130V213H132L133 215H134V213L137 215ZM246 212V211H245ZM62 213H64V212H62ZM105 213V212H104ZM103 213V214H104ZM116 213V212H115ZM124 213V212H123ZM127 213L129 214V212H128V210H127ZM146 213V214H145ZM77 214V213H76ZM94 214V213H93ZM99 214V213H98ZM101 214V213H100ZM108 214V213H107ZM113 213H111V215H112ZM117 214H118V212H117ZM117 214H114L115 215V217H118L117 216ZM120 214V213H119ZM96 215V214H95ZM105 215V214H104ZM121 215V214H120ZM139 215V214H138ZM217 215V214H216ZM230 215H229V217H230ZM124 216V215H123ZM122 216V217H123ZM130 216H132V215H130ZM140 216H141V214H140ZM221 216V215H220ZM91 217V216H90ZM98 217V216H97ZM100 217H102L101 215H100ZM112 217V216H111ZM206 217H207V212L204 214V218H203V221H205V219H206ZM227 217H228V215H227ZM95 218V217H94ZM103 218H106V216H104ZM109 219H110V217H108ZM108 218H106L107 220H108ZM121 218V217H120ZM120 218H117V219H120ZM138 218H139V216H138ZM220 218V217H219ZM98 219V218H97ZM121 219H124V220H122V222H125V219H126V217H123V218H121ZM243 219V218H242ZM93 220V219H92ZM103 219H101V221H102ZM113 221L115 220V219H112ZM137 220V219H136ZM95 221V220H94ZM109 221V220H108ZM207 221V220H206ZM92 222V221H91ZM119 222H121V221H119ZM232 222V221H231ZM83 223V222H82ZM93 223V222H92ZM115 224H117V220H115V222H114ZM214 223V222H213ZM120 224V223H119ZM119 224H117V225H119ZM123 224H125V223H123ZM122 224V225H123ZM127 224H129V223H127ZM100 225V224H99ZM219 225V224H218ZM96 226V225H95ZM110 226V225H109ZM121 226V225H120ZM238 226V225H237ZM240 226V225H239ZM106 227V230L108 229V226H105ZM117 227H119V226H117ZM216 228V227H215ZM99 229V228H98ZM104 231H105V228H102ZM115 229V228H114ZM240 229H241V227H240ZM96 230V229H95ZM110 230V229H109ZM109 230H107V232L109 233ZM234 230V229H233ZM97 231V230H96ZM95 231V232H96ZM239 231V230H238ZM243 231V230H242ZM112 232V231H111ZM143 232V231H142ZM228 232V231H227ZM232 232V231H231ZM75 233V232H74ZM97 233V232H96ZM233 233V232H232ZM235 233V232H234ZM239 233H240V231H239ZM81 234V233H80ZM99 236H100V233L98 232L97 233ZM103 234H105L104 232H103ZM120 234V233H119ZM145 234V233H144ZM205 234H206V231H205V224L203 225V227H202V229H201V232L199 233V238H197V240H196V242H195V244H194V246L192 247V250H191V254H190V256H189V264H214V262L215 261H213V260H215L214 258H213V256H210L209 258L206 256V257H203V256H201V253H200V247H203V245H202V243H203V240H204V238H205ZM228 234V233H227ZM235 234H237V233H235ZM98 235H97V237H98ZM111 235H113V234H111ZM226 235V234H225ZM231 235V234H230ZM230 235L228 234V236L230 237ZM96 236V235H95ZM113 236H117V235H113ZM118 236H120V235H118ZM233 236V235H232ZM231 236V237H232ZM237 236H238V234H237ZM240 236V235H239ZM245 236V235H244ZM126 237V236H125ZM129 237V236H128ZM217 237V236H216ZM241 237V236H240ZM118 238V237H117ZM117 238H115V240L117 239ZM121 238H122V235H121ZM196 238V237H195ZM123 239V238H122ZM127 239V238H126ZM108 240V239H107ZM113 240V239H112ZM118 240V239H117ZM243 240V239H242ZM120 242L122 241V240H119ZM128 241H129V239H128ZM127 241V242H128ZM142 241V240H141ZM226 241V240H225ZM228 241V240H227ZM245 241H247V240H245ZM130 242V241H129ZM128 242V243H129ZM221 242V241H220ZM235 242V241H234ZM239 242V241H238ZM119 243V242H118ZM211 243V242H210ZM215 243H216V241H215ZM222 243H224V242H222ZM221 243V244H222ZM241 243V242H240ZM192 244V243H191ZM202 245V246H201ZM210 245H212V244H210ZM229 245V244H228ZM127 246H128V244H127ZM130 246V245H129ZM213 246V245H212ZM241 246V245H240ZM243 246V245H242ZM131 248H132V245L130 246ZM215 247H217V246H215ZM238 248H239V246H237ZM204 248V247H203ZM214 248V247H213ZM222 248V247H221ZM221 248H219V249H221ZM226 248V247H225ZM216 249H218V248H216ZM216 249H214V250H216ZM218 249V250H219ZM223 249V248H222ZM86 250H87V248H86ZM114 250V249H113ZM207 250V249H206ZM217 250V251H218ZM88 251V250H87ZM109 251V250H108ZM222 251V250H221ZM233 251V250H232ZM237 251V250H236ZM86 252V251H85ZM110 252V251H109ZM202 252V251H201ZM205 252V251H204ZM223 252V251H222ZM231 252V251H230ZM237 252H239V251H237ZM111 253H112V251H111ZM118 253V252H117ZM116 253V254H117ZM203 253V252H202ZM219 253V252H218ZM217 253V254H218ZM225 253V252H224ZM240 253V252H239ZM89 254V253H88ZM113 254H115V251H114V253H112V255ZM115 254V255H116ZM205 254V253H204ZM215 254V253H214ZM238 254V253H237ZM111 255V256H112ZM115 255H113V256H115ZM219 255H220V253H219ZM106 256V255H105ZM119 256V255H118ZM117 257V256H116ZM211 257L213 258V259H211ZM118 258V257H117ZM185 258V257H184ZM184 260V259H183ZM176 261V260H175ZM186 261V260H185ZM218 262V261H217ZM184 263V262H183ZM113 264V263H112ZM176 264V263H175ZM186 264V263H185ZM218 264V263H217Z\"/></svg>","mask_w":264,"mask_h":264}]
</instances>
